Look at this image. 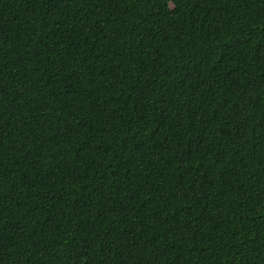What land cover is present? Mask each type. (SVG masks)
Masks as SVG:
<instances>
[{
    "label": "trees",
    "instance_id": "16d2710c",
    "mask_svg": "<svg viewBox=\"0 0 264 264\" xmlns=\"http://www.w3.org/2000/svg\"><path fill=\"white\" fill-rule=\"evenodd\" d=\"M0 264H264V0H0Z\"/></svg>",
    "mask_w": 264,
    "mask_h": 264
}]
</instances>
